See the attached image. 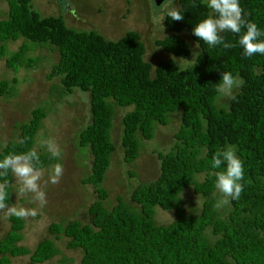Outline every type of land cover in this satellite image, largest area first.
Returning a JSON list of instances; mask_svg holds the SVG:
<instances>
[{
  "label": "trees",
  "instance_id": "obj_1",
  "mask_svg": "<svg viewBox=\"0 0 264 264\" xmlns=\"http://www.w3.org/2000/svg\"><path fill=\"white\" fill-rule=\"evenodd\" d=\"M5 2L6 16L0 18L4 65L12 71L30 68L38 61L27 54L33 48L54 49L57 58L45 77L58 79L59 94L78 89L89 100L88 122L77 131L76 145L90 157L89 173L80 180L91 184L96 194L87 207L90 219L52 221L48 232L54 238L65 236L66 248H79L81 264H264V55L246 56L236 33L222 34L235 45L230 49L210 47L194 36L193 26L210 11L207 0H175L182 21L163 14L167 32L154 40L155 46L186 58L192 49L189 41L198 45L193 61L184 66L170 57L152 65L144 58L145 44L136 30L107 39L96 30L66 25L60 15H40L32 0ZM239 3L246 19L264 32V0ZM17 39V48L7 51L6 42ZM223 71L238 75L244 84L235 91V100L220 105L216 86ZM15 82L0 78V97L13 96ZM116 109H125L118 146L126 163L137 158L141 140L151 139L157 125H167L173 115L179 122L172 145L156 152L158 174L134 186L127 203L117 198L107 208L102 204L107 197L102 182L115 150L110 136ZM45 114L42 105L32 108L28 120L16 125L17 138L0 140V159L31 150ZM227 145L235 146L243 162L244 188L238 199H230L222 218L212 197L218 169L212 168L211 159ZM38 153V169L58 163L47 151ZM11 178V171L0 177L8 184V205ZM189 186L203 197L197 214L186 213L179 196ZM156 205L172 209L174 219L156 223ZM8 220L9 229L0 237V264L21 255H28L24 264H40L58 253L50 238L38 241L32 250L19 244L23 219L9 215Z\"/></svg>",
  "mask_w": 264,
  "mask_h": 264
},
{
  "label": "rangeland",
  "instance_id": "obj_2",
  "mask_svg": "<svg viewBox=\"0 0 264 264\" xmlns=\"http://www.w3.org/2000/svg\"><path fill=\"white\" fill-rule=\"evenodd\" d=\"M33 8L40 15H60L66 25L78 30H96L107 39H116L127 30H136L145 44L144 58L152 65L163 58H173L180 66L190 64L196 53L195 45L189 41L191 53L186 58H178L154 45V40L166 34L161 17L166 6L175 0H163L156 4L154 0H32ZM7 6L5 0H0V18L5 17ZM185 36V35H184ZM186 37V36H185ZM187 40L188 37H186ZM21 43V39L6 42L7 51H13ZM197 49V48H196ZM37 57V62L30 68L20 67L12 71L0 59V78L15 79V93L10 97H0V140L16 139L17 124L27 121L30 110L36 106H44L46 114L41 120L33 148L38 152H46L39 146L41 138L53 139L61 149L58 159L64 169L58 184L49 182L50 170L54 164L39 169L42 172L40 185L46 193L47 203L38 209V215L23 219L24 227L19 244L32 250L35 244L43 238L52 239L58 253L40 264H81V250L65 247L66 237L59 235L54 238L47 230L49 222H65L77 219L81 223L89 222L88 205L96 194L91 184L81 183V178L89 173L90 157L87 152L78 149L77 131L88 122L89 100L85 92L78 89L70 94H59L58 79H47L50 64L56 58V51L33 48L27 53ZM236 91V90H235ZM227 97H216L218 104H224ZM125 109H116L111 128V140L115 150L111 154L110 164L105 172L102 185L107 191V197L102 201L109 208L121 198L127 203L131 189L139 183L152 180L159 171V161L156 152H166L173 142V132L177 128L179 117L173 115L167 125H157L153 137L140 142L137 158L132 162L122 161L121 149L118 146L120 135V116ZM11 204L9 206L37 208V202L32 200V194L21 195L19 184L11 172ZM201 179V175L197 177ZM183 207L188 214H197L201 208L203 197L194 194L191 186L181 190L179 194ZM217 202L222 199L217 189L212 195ZM228 204L217 209L220 217L225 218ZM6 212H0V237L9 229ZM153 219L156 223L167 224L174 219L173 210H163L154 206ZM213 237L210 236V240ZM10 264H24L28 255L9 257Z\"/></svg>",
  "mask_w": 264,
  "mask_h": 264
},
{
  "label": "clouds",
  "instance_id": "obj_3",
  "mask_svg": "<svg viewBox=\"0 0 264 264\" xmlns=\"http://www.w3.org/2000/svg\"><path fill=\"white\" fill-rule=\"evenodd\" d=\"M195 2L192 7H196ZM207 8L210 11L200 19L192 28V34L210 47L222 46L230 49L235 45L225 40L222 35L225 32H232L239 35L238 44L242 46L244 54L252 57L255 54L264 55V32L258 28L255 22L246 19L239 0H207ZM165 14L175 21L184 19L180 7L171 3L166 6ZM165 16L161 17V21ZM245 29V31H242ZM198 48V45H196ZM220 83L216 86V92L220 97L236 99L235 90L239 89L244 81L238 75L234 76L230 71H223ZM24 143V141H21ZM39 146L46 148L52 158L61 157V149L53 139L41 138ZM41 164V157L36 148H32L22 154H8L0 159V177H6L11 171L19 184L18 191L21 195L32 194V200L37 202V208H25L9 206L6 201L9 199L8 184L0 182V212H6L20 219H27L38 215V209L43 208L46 203V193L40 185L42 172L36 167ZM222 164L224 167L222 168ZM213 169H218L215 175V188L221 194L216 207L221 208L231 200L238 199L243 191L244 166L237 155L234 145H227L217 150L211 159ZM64 169L60 163H55L50 170L49 182L58 184Z\"/></svg>",
  "mask_w": 264,
  "mask_h": 264
},
{
  "label": "water",
  "instance_id": "obj_4",
  "mask_svg": "<svg viewBox=\"0 0 264 264\" xmlns=\"http://www.w3.org/2000/svg\"><path fill=\"white\" fill-rule=\"evenodd\" d=\"M156 4H160L163 0H154Z\"/></svg>",
  "mask_w": 264,
  "mask_h": 264
}]
</instances>
